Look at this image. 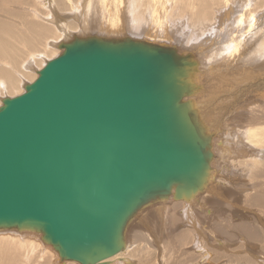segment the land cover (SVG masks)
<instances>
[{
  "label": "water",
  "instance_id": "95a60500",
  "mask_svg": "<svg viewBox=\"0 0 264 264\" xmlns=\"http://www.w3.org/2000/svg\"><path fill=\"white\" fill-rule=\"evenodd\" d=\"M59 48L0 105V229L40 233L61 261L108 264L140 210L209 181L195 56L131 36Z\"/></svg>",
  "mask_w": 264,
  "mask_h": 264
},
{
  "label": "rangeland",
  "instance_id": "374dc122",
  "mask_svg": "<svg viewBox=\"0 0 264 264\" xmlns=\"http://www.w3.org/2000/svg\"><path fill=\"white\" fill-rule=\"evenodd\" d=\"M38 1L40 0H29L28 3H23L22 0H15L13 7H9L8 5L7 11H9L10 14L4 17L2 16V18L8 19L12 23V26L8 25L4 29L6 31H16V33H18L21 29L27 28L25 24L23 25L24 22L40 21L32 15L33 11H28L29 9L36 8L35 5L40 4ZM256 1L249 4L253 5ZM0 2L6 4L4 0ZM19 2H21L20 5ZM66 2L69 3L68 0ZM233 4L234 3H231L227 9L223 6L220 8L219 12L225 16L226 20L222 21L224 25L221 27L217 26L219 25L217 22L213 24L218 31L213 29L214 31L212 30V34L210 33L212 36L208 34V36H210V40H207L208 43L216 46L217 42L224 44L231 39L237 42L243 39L245 30L249 29L250 24L248 23L252 21L255 26L254 31L257 32V34L248 37V40H244L243 42H245L249 50L258 55H262L264 44H262L264 36V6L254 11L248 19H246L248 21L246 22L243 16L245 14V8L242 7L243 5L233 9L234 13L229 10ZM67 8L70 9L72 6H68ZM91 8L92 9L87 8V10L86 8H83V10L81 9L79 15L87 20L84 15L86 11L90 13V18L101 9L95 7ZM54 12L58 15H62V19H66L65 22L70 23V21H72V23L78 22L80 24L79 20L75 18L74 13H67L69 15L66 14L63 16V14H61L62 12H57L55 10ZM87 12L86 15H88ZM70 14L73 15L71 16ZM60 15L58 17H60ZM100 16L103 17V15ZM101 23L103 24V20L97 18V21L93 20L91 25L98 26ZM257 23H259V27L256 26ZM43 24L46 25V23ZM83 25L84 24H82V28L79 31L89 32L86 34H80V32H78L76 34L110 37L128 31L115 30L117 32L119 31L115 33L113 29L109 31L108 28L99 29V27L93 28L90 26L83 28ZM106 25H108V23H106ZM173 25H176V23ZM13 28L15 29L13 30ZM32 30L36 32V29L32 28ZM32 30L28 32L31 34ZM41 30H43V28L38 29L39 32ZM181 30L178 32L175 31V36L177 37L179 35L181 38H177L181 39V41L176 38L173 39L164 36H159L157 38L173 39L186 46V43L183 42V37L185 36L187 39L191 36V33L189 32L183 35L182 32L180 33ZM99 32L102 34H99ZM197 33L198 34H195L193 37H190L188 41L197 43L199 40L203 41L206 39V37L204 38L199 35L198 30ZM69 34L70 32L68 35ZM138 36H141L140 33ZM149 37L156 38V36ZM136 38L144 39L142 37ZM48 43L50 46L57 48V44L53 40L49 42H45L44 40L46 47L49 46ZM257 43L259 46L250 47ZM184 48H187L185 49L188 50L187 52L194 53L196 59H199L201 56L203 66L206 69L203 73V78L205 79L202 78V80L206 86L213 87L214 93L217 91L215 94L211 93L210 97L206 95L205 99H207V96L208 99L212 98L209 100L208 105L212 106L214 109L216 108L214 111H217V113L214 111L212 112H214V116L219 122L217 121L216 123L217 134L214 138L217 137L218 141H216L223 143L222 145L226 147V150L223 151L226 153L222 151L221 153L223 154L220 155V153L215 152L214 159L212 160L217 170V174L214 175L215 180L212 179L211 181L213 184L208 188L206 193L199 196L198 199L190 205V208L195 211L196 220L191 222V224L190 219L183 220L185 213L183 214L181 209H183L185 203L181 201L177 202V200H175L176 202L170 201L165 204L156 203L146 206L131 221L127 228L128 244H131V247L123 256L133 261H130L128 264H264V143H250L249 141H244L245 138L240 139V137H237V129H239L241 125L245 126L247 121L259 122L261 119L260 124H264V99H261L263 98L261 95L264 93V62L259 61L257 65H250L251 67L255 66L253 67L255 70L258 69V65H262L259 67L262 73H254L253 79L249 81H245L242 78L238 80L239 83L237 84V78L245 73V69L241 66H237L231 59L225 60L221 58L225 61H218L216 59L212 60L211 58H207V56H205L206 51L204 47L200 45H197L195 47L197 50L193 49L194 51H190V48H194V46L189 47L188 45V47H183L182 49ZM26 49V47L22 49L23 54H25ZM59 50L62 52L61 49ZM247 56L248 55L244 56V58ZM43 62H45V60ZM221 62L225 64V67L213 69L212 72L208 71L209 68L222 64ZM16 70L19 71L18 68H16ZM219 80L222 82L226 81L222 89L218 83ZM242 81H245V83ZM240 83L243 85H240ZM233 86H235L234 89H237L238 86V88L242 90L246 87L251 88H247L246 92L244 91L241 94V97L237 96V98H233L238 95V92H236L237 90H233ZM8 94L14 96L18 94V92H10ZM8 94L6 93L5 95ZM212 108L210 107V109ZM243 118H245V121ZM251 127L253 128L256 126ZM243 136H245V133ZM222 145L218 146L220 147L219 149L223 147ZM245 151H249V153L252 151L256 155L252 156ZM193 227H196L200 232L199 237L202 241L201 246L203 247L202 254L200 251L195 250L193 236L195 230ZM22 235L28 239H20L19 236ZM119 263L124 264L122 262ZM0 264L80 263H72L66 260L60 261L58 252L52 245L46 243L42 239L40 233L32 230H18L13 228L0 229Z\"/></svg>",
  "mask_w": 264,
  "mask_h": 264
},
{
  "label": "bare ground",
  "instance_id": "6f19581e",
  "mask_svg": "<svg viewBox=\"0 0 264 264\" xmlns=\"http://www.w3.org/2000/svg\"><path fill=\"white\" fill-rule=\"evenodd\" d=\"M4 1L6 2V4L0 2V63H1L0 67H3V68H0L1 69L0 70V97H1L0 105H2L3 97L7 96L5 95L6 93L8 94L10 92H14V93L18 92V94L16 95H19L25 91L26 84L31 83L34 81V79H36V77L38 76V70L41 69L46 64L47 60L51 59L52 57L54 58L59 53H61V51L59 50L60 48H58L61 42L68 41L69 39L74 37V35H80L82 33L86 34L87 32H89V31H79L82 28V24H84L83 28H87L90 26L93 28L99 27V29L108 28L109 31L110 29H113L114 31L115 30H122V31L128 30V31H124V33L122 32L123 34L121 33L120 35H115V36H110V37H116V38L125 37V36H131L135 38L142 37L144 38V40H147L150 42H156V43H161L164 45L174 46L180 52H187L188 50H185L187 48H184V49L182 48L188 47V45L189 47L194 46V48H190V51H194L193 49H196L195 47L197 45H200L201 47H204L206 51L205 56H207V58H211L212 60L216 59L218 61H225V60L231 59V61L234 62L237 66H241L242 68H244L245 73L241 77L237 78V81L242 78L245 81L252 80L254 77V73L259 74L261 72L260 71L261 69L259 70V67H261L262 65H258L257 70L253 69V67L255 66L251 67L250 65L251 64L257 65L259 61L264 62V44H263L264 36L262 40V44H263V48H262L263 54L262 55H258L255 52L249 50L246 47L245 42H243L244 40H248V37L255 36L257 34V32L254 31L255 26H254V23H252V21L248 23L250 24L249 29L245 30V36H243V39L237 42L232 41L231 39L224 44L217 42V45L214 46L213 44L210 45L207 41L210 38V36H212L211 35L212 30L213 29L216 30V26L213 24L217 22V24H219L217 26L221 27L222 25H224L222 21H225L226 18L221 12H219L222 6L225 9H227L228 6L231 5V3H234L229 8L231 12H234L233 9H236L238 6L243 5L242 7L245 8V14L243 16L245 18V21L248 22L246 19H248V17L254 11L264 6V0H259V1H256V0H250V1L248 0H68L69 3L66 2L67 0H40L38 2L40 3L39 5L42 8L39 5H35L36 8L29 9L28 11H33L32 15L38 20H40L41 22L46 23V25H44L40 21H32V22L29 21V23L24 22L23 25L25 24L27 28L21 29V31H18V33H16V31L15 32H13L12 30L6 31L4 29L8 25L12 26V23L6 18H2V16L4 17L10 14V12L7 11L8 5L9 7H13L15 4V0H4ZM22 1L23 3L24 2L28 3L29 0H22ZM253 1H256V3L253 5L249 4ZM20 3L21 2H19V5ZM68 6H72V8L68 9L67 8ZM91 7L101 8V9L99 10L97 14H95L93 17H90V18H89L90 13L86 11L88 15H86V12L84 13V15L86 16L87 20H85L83 16L79 15V13H81L80 12L81 9L82 10L83 8H86V10L87 8L92 9ZM54 10L57 12H62L61 14H63V16L66 15L67 13H74L75 18L79 20L80 24L78 22L72 23V21H70V23L65 22L66 19H62L61 17L62 15L60 14H59L60 17H58L59 15L56 14ZM100 15H103V17H101ZM97 18H99L100 20H103V24L101 23L98 26L91 25V22L93 20L97 21ZM106 23H108V25H106ZM174 23H176V25H173ZM258 24L259 23H257L256 26H258ZM32 28L36 29V32H34ZM40 28H43V30L39 32L38 29ZM14 29L15 28H13V30ZM30 30H32L31 34L28 32ZM179 30H181L180 33L182 32L183 35L189 32L191 33V36H189L187 39L185 36L183 37V42L186 43V46L178 43L179 41H181V39H178L177 37L179 38L181 37L179 35L176 37L175 31L178 32ZM197 30L199 32V35L203 36L204 38L206 37V39L203 41L199 40L197 43L188 41L190 37H193L195 34H198ZM69 32L70 34L68 35ZM78 32H80V34H76ZM116 32L117 31H115V33ZM129 32H132V33H129ZM139 33L141 36H138ZM99 34H102V33L99 32ZM208 34L210 36H208ZM104 35H111V34H104ZM148 35L156 36V38L149 37ZM159 36L171 37L173 39L176 38L179 41L176 42L175 40L168 39V38L159 39L157 38ZM44 40L45 42H49L53 40L57 44L58 49L54 46H50L49 43H48L49 46L46 47L44 44ZM254 46H259V44L257 43L250 47H254ZM24 47L27 48L25 50V54H23V50H22ZM246 55L248 56L244 58V56ZM221 58H224L225 60ZM44 60L45 62H43ZM194 60L196 61V65L194 67V71H192L193 72L192 79H194V81L198 85V89L192 99H193L194 105L198 108L200 117L202 118V121L205 123L208 132L209 133L212 132V149L214 153L217 152V153H220L221 155L225 152L223 150H226V147L222 145L223 144L222 142H217L218 141L217 137L214 138V136H216L217 134L216 123L218 121L216 120L214 116V112L217 113V111H214L216 110V108L214 109L212 108V106L208 105L209 100L212 99V98L208 99V96L210 97L211 93H214L213 87H210L208 85L206 86L202 80L204 76L203 73L206 69L203 66L201 56L199 59H196V57H194ZM240 61H243V62H240ZM200 64H201V67H200ZM221 67L222 68L225 67V64L222 63V64L215 65L214 67L209 68L208 71L212 72L213 69H217V68L219 69ZM16 68H18L19 71H17ZM263 73H264V70H263ZM245 81H242V82L245 83ZM225 82H222L221 80H219L218 83L220 84L221 89H222V86L225 84ZM238 83L239 81L237 82V84ZM234 85H235V82H234ZM240 85H243V84L240 83ZM228 87H231V86H228ZM234 88L235 86H233V90L235 91L237 90L236 92H238V95H236L233 98H237V96L241 97V94L244 91L246 92L247 88H251V87H246L244 90L238 88V86H237V89H234ZM233 94H236V93H233ZM206 95H208L207 99H205ZM261 97H263L261 99H264V93L263 95H261ZM209 106L212 109H210ZM243 120L245 121V118H243ZM260 120L259 122L257 121L248 122L247 121L245 126L241 125V127L237 129L238 136L237 135L236 136L240 137V139L245 138L244 141L246 142L249 141L250 143L254 142L256 144H263L264 143V124L263 125L260 124ZM251 126H256V127L252 128ZM244 133H245V136H243ZM220 145L223 146L221 149H219L220 147H218ZM222 151L223 153H221ZM249 151L248 152L245 151V152L249 153ZM249 154H251L252 156L256 155L252 151ZM211 165H212L211 171H210L211 174L209 177V181L207 185L205 186L204 190L193 194L189 198L186 197L184 200L181 201L185 203V205H183V209H181V212L183 214L185 213V217H183V220L190 219V224L191 222H194L196 220L195 211L194 209L190 208L191 207L190 205H192L198 199L199 196L206 193L208 188L213 184L211 180L214 179V175L217 174V170L214 167L213 161L211 162ZM170 201H173V200H170ZM173 202H176V201H173ZM193 229L195 230V233L193 235L195 250L200 251L201 253L203 251V247L201 246L202 241L199 237L200 232L196 227H193ZM23 236L24 235L19 236L20 239H28ZM130 245L131 244H128L127 231H126L125 249L121 251L120 253L116 254L115 256L107 259L108 264H121L119 262L128 264L130 261H132L130 258L123 256L130 250V247H131ZM66 261H69L72 263L78 262V261H72V260H66Z\"/></svg>",
  "mask_w": 264,
  "mask_h": 264
}]
</instances>
